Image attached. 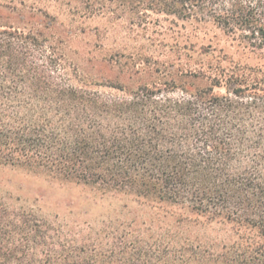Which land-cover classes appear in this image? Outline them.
Segmentation results:
<instances>
[{"label":"trees","instance_id":"obj_1","mask_svg":"<svg viewBox=\"0 0 264 264\" xmlns=\"http://www.w3.org/2000/svg\"><path fill=\"white\" fill-rule=\"evenodd\" d=\"M54 10L210 23L264 56V0H0V166L157 211L69 225L0 203V264H264V69L75 86ZM186 223L224 237L192 239Z\"/></svg>","mask_w":264,"mask_h":264},{"label":"rangeland","instance_id":"obj_2","mask_svg":"<svg viewBox=\"0 0 264 264\" xmlns=\"http://www.w3.org/2000/svg\"><path fill=\"white\" fill-rule=\"evenodd\" d=\"M53 12L59 18L56 32L63 35L67 72L75 86L112 83L137 89L165 83L172 72L177 77L221 62L223 66L264 69V56L210 23L153 14L149 21L133 24L127 20H83ZM0 203L69 225L99 224L116 218L144 221L157 212L128 196H103L84 185L2 166ZM184 230L192 239L224 237L219 228L186 223Z\"/></svg>","mask_w":264,"mask_h":264}]
</instances>
